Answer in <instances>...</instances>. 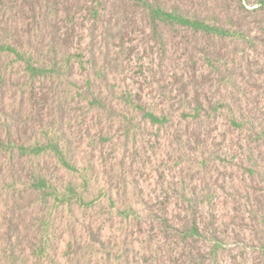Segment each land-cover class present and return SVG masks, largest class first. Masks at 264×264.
Listing matches in <instances>:
<instances>
[{
    "label": "rangeland",
    "instance_id": "obj_1",
    "mask_svg": "<svg viewBox=\"0 0 264 264\" xmlns=\"http://www.w3.org/2000/svg\"><path fill=\"white\" fill-rule=\"evenodd\" d=\"M85 1L87 7L96 6L98 16L77 13L78 31L88 44L93 16L98 18L94 52L111 86L141 94L156 110L172 105L174 117L166 126L134 127L129 152H124L118 119H99L66 93L64 128L80 172L65 176L87 188L81 174L91 175L85 200L94 205L56 210L52 217L57 220L44 243L50 258H36L26 249L14 264H76L67 246L70 231L82 243L92 238L90 232L99 233L106 244L103 255H87L80 259L82 264H264V159L254 162L249 155L250 149L264 146L247 140L230 120L244 113L264 123V7L259 0H163L170 8L199 13L220 24L240 18L244 29L237 36L212 40L167 25L159 39L147 14L131 0H99V5ZM201 48L214 57H205ZM76 51L80 50L72 53ZM217 51L222 56L216 57ZM89 68L84 57L74 77L82 80ZM179 79L189 84L190 97L198 87L202 100L212 101L217 111L198 123L185 119L174 97ZM100 128L108 137L96 146L91 139ZM122 157L128 182L145 204L133 198L124 209L121 200H110L105 191L107 167L101 162L119 163ZM89 162L95 164L93 172L83 170ZM21 167L27 165L16 163L15 170ZM30 199L23 193L15 208L10 194L5 197L0 191V233L13 209L14 217L22 212V218L29 219ZM194 218L203 234L197 241L185 240L171 229L172 224L181 226Z\"/></svg>",
    "mask_w": 264,
    "mask_h": 264
},
{
    "label": "trees",
    "instance_id": "obj_2",
    "mask_svg": "<svg viewBox=\"0 0 264 264\" xmlns=\"http://www.w3.org/2000/svg\"><path fill=\"white\" fill-rule=\"evenodd\" d=\"M98 1L91 0V3L99 5ZM131 1L147 14L151 29L159 39L162 38V27L167 25L184 29L192 36L212 40L237 36L244 29L240 18L220 24L199 13L170 8L163 0ZM87 3L85 0H0V191H4L5 197L10 194L15 208L23 193H28L31 199L27 207H33L32 212L25 207L26 214H30L29 219L22 218V212L14 217L15 209L5 218L6 228L0 233V260L7 264L16 263L17 257L26 249L36 258H50L44 243L45 238L51 236L50 225L57 220L52 214L59 208L73 210L76 206H85L89 209L94 205L93 201L85 200V192L91 187V175L81 174L87 188L78 186L71 177L66 180L65 175L80 172L71 137L64 128L66 93L99 119H118L124 152H129L127 143L134 127L141 123L166 126L174 117L169 109L172 105L168 109L156 110L141 94L111 86L108 72L97 66L94 52V28L98 18L93 16L88 44H84L85 38L78 31L80 16L77 13L88 11L98 14L96 6L87 7ZM259 4L264 7V0H259ZM83 44L86 53L85 48H81ZM74 47L80 51L72 53ZM201 49L205 57H214L208 49ZM215 56L220 57L222 53L217 51ZM84 57L90 68L79 80L74 77V69L82 64ZM175 85L174 97L183 109L185 119L198 123L213 110L217 111L218 107L212 101L205 103L202 100V90L198 87L193 89L190 97L187 82L179 79ZM230 120L233 128L244 133L247 140L264 146V123L259 116L238 113L233 114ZM94 136L91 143L96 146H101L108 137L102 128L99 135ZM249 155L252 161L261 162L264 149H250ZM16 163L27 167L15 170ZM101 165L107 167L103 175L110 200L115 196L119 202L121 200L123 208L131 205L133 198L135 202L140 199L145 204L136 188L132 187V182H128L123 157L119 163L111 160L101 162ZM93 166L95 164L89 162L83 170L93 172ZM166 222L164 219L163 225L168 227ZM180 225L182 227L172 224L171 229L185 240L197 241L203 235L195 218ZM213 227L210 222L211 230L208 229L211 233L214 232ZM90 233L92 238L83 243L73 231L68 235L67 246L72 250L76 264H82L80 259L85 260L87 255H103L106 249L100 234ZM93 244L100 245V248H94ZM107 253L110 255L108 250ZM104 259L108 262L109 256Z\"/></svg>",
    "mask_w": 264,
    "mask_h": 264
}]
</instances>
